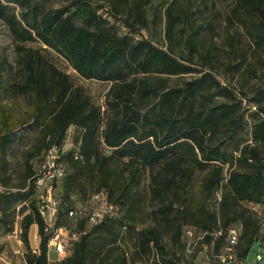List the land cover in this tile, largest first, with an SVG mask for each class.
Listing matches in <instances>:
<instances>
[{"label":"trees","instance_id":"1","mask_svg":"<svg viewBox=\"0 0 264 264\" xmlns=\"http://www.w3.org/2000/svg\"><path fill=\"white\" fill-rule=\"evenodd\" d=\"M4 1L0 0V19L12 36L18 66L14 69L7 55L0 53V187L18 190L16 194L0 191V227L3 233L11 231L13 213L21 215L26 264H48L51 233L45 230L33 178L51 147L62 153L69 172L54 225L77 233L60 264H177L172 247L182 244L185 222L205 233L204 241L213 245L221 264H227L218 250L227 229L238 228L235 261L246 264L250 250L264 238L260 235L264 218L253 209V205L264 209L260 151L264 114L251 113V142L234 155L223 148L241 126L231 117L232 104L208 106L200 100L209 88L237 99L234 90L222 86L209 72L180 86H168L170 77L192 72V62L135 34L147 28L151 8L154 24L162 13L165 16V34L170 37L186 13L178 10V0H104L113 22L98 12L104 4L91 0H65L61 7L48 9L32 21L25 15L19 18ZM232 1V14L244 13L255 22L254 30H261L264 0ZM116 22L126 31L119 32ZM33 41L40 45H27ZM51 51L82 78L110 83L103 106L71 81ZM18 96L30 108L22 118L15 112ZM228 121L235 124L230 134L212 140ZM28 122L34 135L20 168L13 171L7 150L17 139V124ZM70 127L75 147L63 152ZM196 170L203 172L199 200L175 211L176 203L186 204V185ZM146 174L148 182L143 187ZM218 189L217 208L212 211L207 204ZM73 190L104 192L117 213L93 225L85 217L69 216V211L80 210L67 203ZM146 202L156 207L151 210L152 222L145 225L141 221ZM32 225L39 237L36 252L28 245ZM193 257L178 264H193Z\"/></svg>","mask_w":264,"mask_h":264},{"label":"rangeland","instance_id":"2","mask_svg":"<svg viewBox=\"0 0 264 264\" xmlns=\"http://www.w3.org/2000/svg\"><path fill=\"white\" fill-rule=\"evenodd\" d=\"M91 1L94 4H104L105 7L98 12L102 13L103 17L109 21H114L104 0ZM4 2L8 5L9 10L13 11L19 18L25 15L32 21L34 16L39 17L48 9L61 7L65 0H5ZM177 4L178 10L183 9L186 13L181 14V20L177 23L170 37L165 34V16L162 13V18L154 24L150 13L151 8L148 11L147 28L135 34V37L149 38L157 46L170 51L178 58L188 59L192 62L191 66L194 68L192 72L182 76L170 77L167 81L168 86H180L185 81L197 78L204 72H209L222 86L234 90L237 99H231L218 93V89L209 88L204 91L205 99L200 97V100L205 101L208 106L220 103L232 104L234 111L231 117L241 126L231 138L225 141L223 148L228 153L237 155V148L246 142H251L250 130L254 118L251 113L264 114V111L261 110V108H264V92L259 94L260 90H264V23H262L261 30H258V28L254 30L255 22L244 13L241 12L239 15L234 16L231 12L234 5L232 0H178ZM116 24L119 26V32L126 31L119 22H116ZM14 45L7 26L0 19V53L7 55L9 62L15 69L18 65ZM27 45L37 47L40 43L33 41L28 42ZM51 54L57 66L69 74L71 81L85 88L92 102L100 106L104 105L110 85L108 81L84 79L71 68L67 61L53 51H51ZM15 101V112L18 113V117L22 118L30 110L29 104L22 96H18ZM233 126L235 127V124L228 121L227 125L222 126L216 134V138L212 140L224 139L230 134V129ZM16 134L17 139L7 150V158L10 160L13 171L20 168L23 152L31 144L34 135L31 122L24 125L17 124ZM74 138V128L70 127L62 146L63 152L75 147ZM260 151L262 158H264V144H261ZM68 173V170H66V175L62 179L51 183L50 195H47L44 189H36L39 207H45L46 204L51 202H55L57 205L58 200L64 199ZM202 176L203 172L199 170L194 172L186 185V204L176 203L175 211L184 209L199 200ZM147 182L146 174L142 182L143 187L146 186ZM2 190L16 194L18 189H2L0 187V191ZM217 193L220 196L221 189H218ZM91 194V190H86L84 193L73 190L69 193V202L67 203L75 208H88ZM216 194L207 204V207L212 211L217 208L218 197ZM155 207L154 202L144 204L141 224L146 225L152 222L151 210ZM116 213V211L115 213L112 211V214ZM20 221L21 215L14 212L11 222L12 230L3 233L2 226L0 227V264H26L25 255L28 250L20 238ZM32 226L27 232L28 245L32 252H36L39 237L38 235L35 239L32 237ZM183 230L182 244L172 247L176 252L174 261L177 264L180 261L190 259L193 254H195L193 264H221L215 256L213 245L211 246L204 241L205 233L202 230L187 222L184 223ZM260 235H264V226L261 227ZM165 242H168L167 239H165ZM218 250L220 255H225L221 248ZM260 252H264V238L261 239V244L260 242L256 243L250 250L246 264H254L256 253ZM47 258L56 259V253L50 250Z\"/></svg>","mask_w":264,"mask_h":264},{"label":"built area","instance_id":"3","mask_svg":"<svg viewBox=\"0 0 264 264\" xmlns=\"http://www.w3.org/2000/svg\"><path fill=\"white\" fill-rule=\"evenodd\" d=\"M61 154L62 153L56 147H51L46 150L43 160L38 165L37 172L34 175L33 183L36 189L46 190L47 195L51 194V183L55 180L62 179L66 175L65 165L61 161ZM89 202L90 205L88 208L78 211L71 210L69 211V216L76 217L77 215L79 217H85L86 223L89 225L99 223L106 216H112L110 212V203L104 192L91 194ZM253 209L259 216L264 218V209L259 205H253ZM40 213L46 224L45 230L51 233V237L47 244L48 251L53 250L56 253V259L51 260L47 258L48 264H56L57 262L59 264L60 261L68 255V248L71 245V241L76 238L77 233L64 225L55 227L54 224L57 216V205L55 202L46 204L45 207L41 206ZM74 225L75 224H72L73 227ZM188 233L190 232L188 231ZM239 235L240 233L235 232V228H231V225L228 227L225 243L222 247L225 255H219V258L223 262L227 264H236L234 246L238 241ZM254 264H264V252L256 253Z\"/></svg>","mask_w":264,"mask_h":264},{"label":"crops","instance_id":"4","mask_svg":"<svg viewBox=\"0 0 264 264\" xmlns=\"http://www.w3.org/2000/svg\"><path fill=\"white\" fill-rule=\"evenodd\" d=\"M32 231H31V233H32V237L35 239L36 237H37V228H36V226H32ZM19 231H20V228H19ZM19 241V240H18ZM16 251H18V250H16ZM47 254H49V251H48V253ZM25 264V263H24Z\"/></svg>","mask_w":264,"mask_h":264},{"label":"bare ground","instance_id":"5","mask_svg":"<svg viewBox=\"0 0 264 264\" xmlns=\"http://www.w3.org/2000/svg\"><path fill=\"white\" fill-rule=\"evenodd\" d=\"M65 172H66V168H65ZM110 212H111V214H112V206H111V205H110ZM232 228H235V232H238V233H239L238 228H236V227H232Z\"/></svg>","mask_w":264,"mask_h":264}]
</instances>
